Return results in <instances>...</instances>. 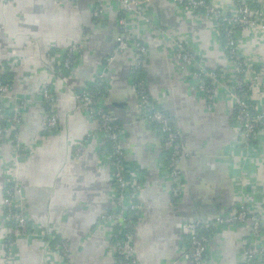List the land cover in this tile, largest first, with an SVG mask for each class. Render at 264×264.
<instances>
[{
    "label": "crops",
    "instance_id": "1",
    "mask_svg": "<svg viewBox=\"0 0 264 264\" xmlns=\"http://www.w3.org/2000/svg\"><path fill=\"white\" fill-rule=\"evenodd\" d=\"M138 11L123 13L120 0L107 1L100 17L98 0H0V75L10 84L8 113L20 114L18 130L9 125L0 139V264L6 262L9 230L4 204L9 179L19 183L16 206L27 215L29 234L18 237L11 264H115L114 235L119 225L108 220L117 207L104 132L83 107L81 98L104 75L102 104L122 131L128 177L142 184L134 217V253L139 264H193L187 223H206L247 206L262 216V231L252 235L251 220L208 231L207 264H248V242L264 251V126L247 149L235 123L230 89L235 66L212 20L170 0H141ZM230 5L235 0H219ZM251 0L263 9L264 0ZM262 4V5H261ZM255 5V6H254ZM256 24L238 32L244 57L254 62L250 99L264 113V9ZM129 26L132 44L113 62L109 55ZM148 47L137 68L134 41ZM177 42L190 48L196 62L174 55ZM82 53L70 67L64 55L72 46ZM221 70L202 91L198 69ZM144 79L157 106L170 118L184 144L178 162L184 179L182 201L172 206L173 181L168 151L139 107L136 81ZM48 85L56 98L58 127L49 132L47 110L39 101ZM18 134V149L14 142ZM67 244L63 254L61 243Z\"/></svg>",
    "mask_w": 264,
    "mask_h": 264
},
{
    "label": "built area",
    "instance_id": "2",
    "mask_svg": "<svg viewBox=\"0 0 264 264\" xmlns=\"http://www.w3.org/2000/svg\"><path fill=\"white\" fill-rule=\"evenodd\" d=\"M14 2L16 0H8ZM61 1V0H58ZM76 2L77 0H71ZM107 1L98 0L95 8V15L100 17L106 10ZM123 13L128 14L138 11L144 4L141 0H120ZM174 4L182 6L190 11L200 12L210 18L215 25L218 36L225 35L224 48L230 60L235 66V73L231 77L230 89L234 98L235 123L240 134L242 144L247 149H252L253 142L257 138L259 129L264 126V113L260 111L250 99V86L255 78L248 80L249 75L254 76V62L247 60L238 45V32L240 29L256 24V16L262 10L254 11L251 8V0H235L234 5L219 0H170ZM259 2H262L259 1ZM122 34L118 37V43L114 51L109 55L108 62L111 63L115 57L130 47L132 40L129 35V26L124 18L121 19ZM220 38V36H219ZM221 39V38H220ZM222 40V39H221ZM223 42V41H222ZM137 57V68H141L148 54V47L137 40L134 41ZM83 51L82 45L72 46L67 49L64 55L63 66L70 67L74 58ZM175 57L188 64L196 62L193 51L184 43L177 42L174 46ZM222 76L225 71L221 70ZM219 72H207L201 68L195 71L194 79L198 82L202 91L212 94L214 92L212 81L218 79ZM264 75V73H263ZM104 75H100L91 87L97 92L86 89L82 95L83 107L91 117L99 123L100 130L104 132L109 143L106 151L113 169L112 182L118 193L117 207L107 215L108 220L119 225L114 235L115 264H139L134 253V232L132 225L134 217L141 211V205L136 198L142 189L141 182L136 178L128 177L125 163V149L122 141V131L116 116L102 104L101 89L104 84ZM139 94V107L144 117L149 120L155 132L161 137L165 151L169 153L167 169L173 181L172 206L176 207L183 199L185 191L184 179L178 168V162L186 157L184 144L182 143L178 130L172 124L170 118L157 106L152 98L148 84L145 80L136 83ZM10 85L0 75V139L7 136L9 125L15 130L19 129L21 116L18 113H8L6 102L11 98ZM39 101L48 105L47 130L54 131L59 124V117L56 114V98L51 87L45 85L39 92ZM14 142L17 148L22 149L18 144V134L15 133ZM5 190L4 204L7 209L6 221L10 225L5 236L7 252L5 264H11V257L15 251L18 237L29 234L28 219L26 213L16 206V196L21 191L17 181L9 179ZM252 221V235L259 236L262 231V216L252 214L247 206L234 210L226 215L214 218L206 223H187L186 232L189 236V247L193 264H207L210 251L209 230L218 229L227 225H235ZM204 230V232H203ZM67 244L62 242L60 247L63 254L67 252ZM243 260L248 264H264V251L250 242L244 247Z\"/></svg>",
    "mask_w": 264,
    "mask_h": 264
},
{
    "label": "trees",
    "instance_id": "3",
    "mask_svg": "<svg viewBox=\"0 0 264 264\" xmlns=\"http://www.w3.org/2000/svg\"><path fill=\"white\" fill-rule=\"evenodd\" d=\"M262 5V4H261ZM255 6V5H254ZM220 38L222 39V41H223V43L225 42V35H223L222 33H220ZM142 80H144V79H141L140 78V80H137L136 81V83H138V82H140V81H142ZM7 83V82H6ZM9 84V83H8ZM10 85V84H9ZM91 90L92 91H94V92H97V91H99V90H97L96 88H93V87H91ZM45 107H46V110H47V112H48V105L47 104H45ZM168 160H169V157H168ZM6 215H7V210H6ZM9 225V224H8ZM9 227H10V225H9ZM203 232H204V230H203ZM205 233V232H204ZM207 234H208V232H207Z\"/></svg>",
    "mask_w": 264,
    "mask_h": 264
}]
</instances>
